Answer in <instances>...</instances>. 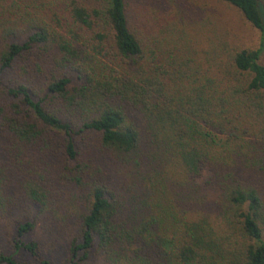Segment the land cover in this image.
<instances>
[{"label": "trees", "instance_id": "trees-1", "mask_svg": "<svg viewBox=\"0 0 264 264\" xmlns=\"http://www.w3.org/2000/svg\"><path fill=\"white\" fill-rule=\"evenodd\" d=\"M219 1L260 33L256 48L159 20L145 35L126 0H0V76L35 49L53 64L43 97L0 80V137L15 159L59 153L84 198L57 205L42 172L11 191L0 167V219L20 214L0 264H51L26 240L40 219L76 226L64 264H264V1ZM86 135L99 164L82 159ZM205 170L217 203L197 200L191 219L178 192L197 195Z\"/></svg>", "mask_w": 264, "mask_h": 264}, {"label": "rangeland", "instance_id": "rangeland-1", "mask_svg": "<svg viewBox=\"0 0 264 264\" xmlns=\"http://www.w3.org/2000/svg\"><path fill=\"white\" fill-rule=\"evenodd\" d=\"M126 2L130 17H146L144 23L140 24L145 35L152 33L153 25L159 20L163 24H178L191 37L196 34L198 28L206 31L209 27L216 36H221L224 40L237 46L256 48L260 42V33L250 26L240 12L219 0H126ZM139 12L143 14L141 15ZM199 40L202 43L199 48L205 49L208 40ZM51 57L50 54L40 49L33 50L25 62L26 65L5 72L0 76L1 84L12 85L26 81L37 93L42 94L45 90V84L52 78ZM261 61L264 63V55ZM43 96L44 94L41 95V97ZM9 102H11L10 99L4 96L0 97L1 105H7ZM85 137L86 143L83 148L85 151L82 154V159L90 158L99 164L102 149L99 146L98 137L94 135H86ZM7 148V138L0 137V167L6 169L11 191H15L17 183L26 177L42 172L48 180V187L57 205L64 203L68 205L74 199V203L78 207L82 206L79 200L84 201V198L75 182L70 181L65 174L58 171L61 162H63L59 153L42 160L36 150H30L23 153L20 158L15 159L13 154H8ZM38 159L42 161L34 163ZM208 178L209 172L205 170L202 177L196 181L201 187L197 195L179 194L178 192L179 206L191 219L194 218L192 205L197 204V200H200L199 207L205 211L210 210L212 206L215 207L217 203L216 189H207L205 184ZM18 218H20V214L11 212L8 217L0 219V251L6 254L12 253L14 222ZM76 233V226L70 225V222L64 227H59L56 223L40 219L34 233L27 235L26 240H35L39 244L41 255L48 259L51 264H64L71 238ZM14 258L28 264H38L24 252L15 254ZM88 264H103V261L99 257H94L89 260Z\"/></svg>", "mask_w": 264, "mask_h": 264}]
</instances>
